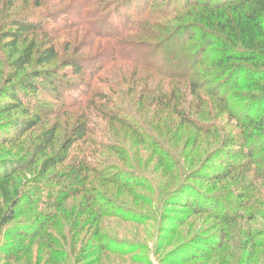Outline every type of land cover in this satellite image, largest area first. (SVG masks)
I'll use <instances>...</instances> for the list:
<instances>
[{"label":"trees","instance_id":"16d2710c","mask_svg":"<svg viewBox=\"0 0 264 264\" xmlns=\"http://www.w3.org/2000/svg\"><path fill=\"white\" fill-rule=\"evenodd\" d=\"M178 1L0 0V45L5 53L3 59H6L10 70V75L0 90V116L11 117L12 113L18 114V117L7 122L6 125L0 126V146L9 143L19 144L36 129L40 114L49 118L50 115L60 114L62 108L69 107L70 109L80 107L85 110L94 108L102 111L106 119L121 124L125 129L133 131L140 137L141 133L135 128L141 127L142 123L137 120L136 127H131V118L123 108H118L117 111H107L111 101L107 100V94L99 87L100 83L106 84L103 83L104 78L108 77V72L113 70L116 64L124 65L123 68L127 69L126 73L133 68L131 72L135 73V76L140 70H148V72L146 71L147 75L144 76L142 71L140 77L137 76V79H140L138 83H133L137 84L141 93L137 100L141 102L146 99L148 104L158 108L154 111L155 115L170 109L169 111L177 117L181 116V118L179 117L182 121H180L182 123L179 125L180 129L186 124V121H189L195 124L196 129L199 128L204 133L212 134L209 128L212 127L211 123L201 122L186 111L179 110L181 88L171 82L174 80L188 82L189 95L193 96L195 100L200 98L198 90H201L202 84L198 79L197 68L202 64V61L192 55L190 45V42L198 37L196 31L192 32L194 24H188L190 21L181 22L182 28L185 26L187 31L178 30L177 27L170 28L167 33L162 30L180 14L194 16L205 23L209 22L221 30V36L225 38L226 43L230 44L223 45L225 48L220 63L223 66L222 69L231 62H254L256 64L261 62L260 69L261 72H264V50L260 52L254 40L247 39L249 31L259 33L264 38V0H181L182 5H177ZM193 8H195L193 11L197 13L189 12ZM78 29L84 30V32L87 30L91 38L84 43V50L96 52L74 58L70 55L63 61L56 39L62 36H67L69 39L71 33ZM41 34L51 36V39L43 46H39L36 40V36ZM28 37H32V39L27 41ZM237 41L241 42V47ZM60 61L63 63L61 69L50 68ZM235 68L241 75L240 78L246 74L241 63L235 65ZM117 71H121V68L118 67ZM232 72L235 73V71ZM127 76L128 74L125 77ZM73 80L85 83L82 87L74 89L70 86V82ZM164 80L168 82L165 83ZM107 83L112 87V82L107 81ZM236 83L240 82L236 81ZM226 88L225 83H219L217 89L211 91V94L217 97L216 99L219 98L220 103L225 102L229 96L225 93L224 89ZM146 91H149L148 98L145 96ZM255 97H259V95ZM253 99H255L254 96ZM185 101L186 99L183 100V102ZM44 102L59 110L51 109L49 114V111L43 112ZM189 104L191 109L192 103L189 102ZM196 107L197 103L194 109ZM85 116L83 115L81 118ZM232 116L246 124L245 126L253 128V132L250 131L236 145L240 150L247 149L243 153V156L247 154L246 157L237 161V158L235 159V143H232L225 148V150L230 148L232 153H224V161H222V164L225 165L224 169L211 173V171H206L208 168L205 167L204 174L198 172L195 175L216 182L229 180L231 176H235L236 179L239 176H244L235 182L237 184H235V193L232 190L226 191L220 196H210L185 180L179 183L180 187L171 191V194H174L173 204L182 203V206L193 210L195 214H210L223 223H229L230 220L236 223L237 219L245 220V218L250 221L254 220L250 216L251 213L248 214L250 217H245V214L235 212V210L226 208L224 211L221 206L223 203L229 205L225 201L232 195L247 199L253 198L254 191L249 187V184L254 179L251 180L250 177L253 174L247 175L248 169L253 167L258 175L262 179L264 178V153L256 151L262 144H254L264 140V107L261 109L251 107L246 113L242 112L238 115L235 112V116L234 113ZM75 118L76 122H73L71 129L72 136L63 143L61 150H56L60 130L59 123L57 121L46 122L29 145L22 147L24 152L21 155L12 159H0V234L6 229L8 237L29 241V245L23 249H12L3 264L12 262L23 264L66 263L64 259H61L65 254L64 249L51 251V257L40 258L38 256L34 258L35 248L39 246L38 241L43 237L52 235L53 231H50L52 226L57 228L63 221L62 214L64 216L66 214L64 207L66 201L87 193L86 184L89 182L91 174L94 175L93 177H103L102 180L108 181L109 184L121 185L128 189L138 186L127 179L122 180L123 178L120 177L111 175L106 177V170L112 168L110 163L100 161L102 159H92L87 152H83L82 155L73 153L75 146L87 142L94 133L89 121L77 116ZM172 126H176L174 129L177 131L178 126ZM150 145L154 151L155 148L151 143ZM60 167H62L61 170L58 169ZM209 167L211 168V166ZM239 170H243L244 173H240ZM52 171L56 172L49 175ZM29 174L34 177L30 180H21L22 177ZM46 176L47 180H52L51 184L57 188L45 193L51 199L48 205L49 212L36 214L28 227L11 228L13 223L26 214V208L31 211L33 205L40 202L42 199L41 189L47 183L44 182ZM242 179L251 181L244 183ZM189 191L193 195H188ZM54 193L56 195L53 198ZM182 196L183 199H181ZM99 199L98 192L87 197L89 201L98 202ZM24 200L27 201L25 206L23 205ZM96 204L94 207L97 206ZM248 205L250 210L254 208L253 201H250ZM97 207L99 211L92 219L93 235L96 237L102 236L99 230L102 216L112 213V210H107L101 205ZM85 208L88 209V207ZM118 214L122 213L119 211ZM237 214L238 217H236ZM124 216L121 217L123 220H129ZM133 222L138 224V220ZM85 223L90 224L89 219H86ZM56 230L62 234L61 229ZM227 237V234L221 233L217 244L214 246L207 244L208 250L201 251V255L190 256L188 261L197 260L199 257L206 258L207 254L221 249L224 244L223 240ZM19 243L21 246L20 241ZM106 244L100 243L97 248L107 250ZM46 249L49 250L47 246ZM93 250L90 257H85L84 252L77 253L74 264H107L101 262L99 254L95 253L97 252L95 251L96 247Z\"/></svg>","mask_w":264,"mask_h":264},{"label":"rangeland","instance_id":"374dc122","mask_svg":"<svg viewBox=\"0 0 264 264\" xmlns=\"http://www.w3.org/2000/svg\"><path fill=\"white\" fill-rule=\"evenodd\" d=\"M177 3V5H182L181 0ZM193 13L197 12L193 11ZM187 21H190L188 24H194L192 32L196 31L198 34V37L190 42V45L192 55L202 61V64L197 68L198 79L202 84L201 90H198L201 99L198 98V101L189 95L188 82L179 80L171 82L181 88L179 110L186 111L201 122L211 123L212 127L209 128L212 134L204 133L199 128L196 129L195 124L189 121H186V124L180 129L181 116L177 117L169 111L170 109L155 115L154 111L158 109L157 107L148 104L146 99L141 102L137 100L141 93L137 84H134L140 81L137 76L140 77L142 71L144 76L147 75L148 70H140L135 76V73L131 72L133 68L126 73L127 69L123 68L124 65L116 64L115 68L108 72V77L104 78L103 83L106 84H99L100 89L107 94L108 99H106L111 101L107 111H117L118 108H123L131 118V124L129 123L131 127L135 126L137 120L140 121L142 126L135 129L139 130L141 138L133 131L125 129L121 124L106 119L102 111L94 108L85 110L80 107L72 109L69 107L62 108L60 114L50 115L49 118L40 114L36 129L19 144L9 143L0 146V159L17 157L24 152L22 147L29 145L46 122L57 121L60 130L56 150L59 151L63 143L72 136L71 129L73 122H76L75 116H77L89 121L94 133L87 142L75 146L73 153L82 155L83 152H87L92 159H102L100 161L110 163L112 167L106 170V177L109 175L120 177L123 178L122 180L127 179V181L138 185L128 189L121 185L109 184L108 181L102 180L103 177H93L94 175L91 174L89 182L86 184L87 193L66 201L64 204L66 214L65 216L62 214L63 221L57 228L52 226L51 236L43 237L38 241L39 246L35 248L34 258L38 256L40 258L51 257V251L64 249L65 254L61 259L66 261L65 264H74L77 253L84 252L85 257H90L96 247L95 251L97 252L95 253L99 254L101 262L107 264H264V178L262 179L253 167L248 169L247 174L249 176L253 174L250 177L251 180H254L249 184V187L254 191L253 198L225 196L227 197L225 202L229 205L223 203L224 205L221 206L224 211L227 208L243 213L245 217L251 216L254 218L253 221L245 218V220L237 219L236 223L231 220L229 223H223L210 214H195L193 210L182 206V203L173 204L172 202L174 194H171V191L180 187L181 185H178L183 180L196 185L197 189L210 196H220L226 191L232 190L235 193V182L244 176H239L237 179L235 176H231L229 180L216 182L198 177L195 173L204 174L206 171L212 173L224 169L223 155L225 152L232 153L230 148L226 150L225 148L232 143H235V159L240 161L246 157L247 154L243 156V153L247 149L240 150L236 145L253 128L245 126L246 124L241 123L232 114L234 113L235 116V112L238 115L242 112L246 113L251 107L255 109L264 107V72H261L260 69L261 62H257V64L254 62H231L222 69L223 66L220 63L225 48L223 45H230L229 42H225V38L221 36V30L213 24L202 22L194 16L180 14L162 32L167 33L170 28L174 27L181 31H187L185 26L182 28L181 23ZM247 37L249 40H254L260 52L264 50V38L259 33L249 31ZM36 38L38 45L43 46L51 39V36L41 34ZM30 39L32 37H28L27 41ZM90 39L87 30L84 32L79 29L74 30L69 39L67 36L56 39L62 60L65 61L70 55L74 58L92 54L93 50H84V43ZM237 43L241 47V42L237 41ZM4 54L0 45V90L10 75L6 59H3L5 58ZM238 63H241L243 69L246 70V74L242 75V78L235 68ZM62 64L60 61L50 68L61 69ZM118 67L121 68V71H117ZM126 74H128L127 77H125ZM107 81L112 82V87ZM236 81L240 83L237 84ZM164 82L168 81L164 80ZM70 83V86L76 89L82 87L85 82L73 80ZM219 83L226 84L227 88L224 90L229 94L225 102L221 101L222 103L219 102V98L216 99L217 97L211 94V91L217 89ZM148 92L145 93L147 98L149 97ZM256 95L259 97H255ZM184 99H186V103L183 102ZM189 102L192 103L191 109ZM196 103L197 110L194 109ZM54 108L53 105L46 102L42 105L43 112L49 111L48 114L51 109L59 110ZM11 115V117L0 116V126L6 125L7 122L18 117V114L15 113ZM83 115L86 116L81 118ZM172 125L178 126L177 131L174 129L176 126ZM236 138L240 139L235 140ZM263 142L264 140L254 143L255 145L262 144L256 150L257 152L264 153ZM150 143L155 148V152L151 149ZM223 147L224 150H222ZM205 167L208 168L206 171ZM58 169L61 170L62 167ZM239 171L244 173L243 170ZM53 172L56 171L50 172L49 175ZM33 177L34 175L29 174L22 177L21 180H30ZM242 180L244 183L251 181ZM44 182L47 183L41 189L42 199L40 202L33 205L31 211L26 208V214L13 223L11 228L28 227L36 214L49 212L48 205L51 199L45 193L57 188L51 184L52 180H47V176L44 178ZM139 183L143 186H140ZM97 192L100 198L98 202L87 200L89 195ZM190 194L189 191L188 195ZM55 195L54 193L53 198ZM250 201L254 202L252 210L247 207ZM95 203L97 206L101 205L107 210H112L111 214L106 213L107 215L102 216L99 224L102 236L98 237L93 235L92 219L99 211L97 206L94 207ZM26 204L27 201L24 200L23 205ZM119 211L129 220H123L121 218L123 215L118 214ZM249 213H251L250 216H248ZM86 219H89L90 224L85 223ZM137 220L138 224L133 222ZM56 229H61L62 234ZM5 230L0 234V264L5 262L12 249H23L29 245V241L26 239L8 237ZM221 233L228 236L223 240L224 244L221 249L212 253L207 252L209 254L206 255V258L199 257L197 260L188 261L190 256L201 255V251L208 250L207 244L213 246L217 244ZM19 241L21 246H19ZM100 243H107V250L98 249ZM46 246L49 250L46 249ZM201 247L202 249H200ZM11 264L23 263L12 262Z\"/></svg>","mask_w":264,"mask_h":264}]
</instances>
